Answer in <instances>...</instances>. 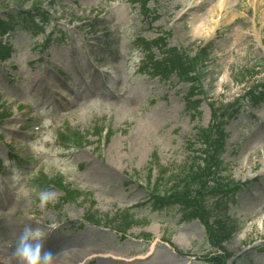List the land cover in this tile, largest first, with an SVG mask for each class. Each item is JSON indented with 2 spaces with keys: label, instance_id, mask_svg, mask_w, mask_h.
I'll return each mask as SVG.
<instances>
[{
  "label": "rangeland",
  "instance_id": "374dc122",
  "mask_svg": "<svg viewBox=\"0 0 264 264\" xmlns=\"http://www.w3.org/2000/svg\"><path fill=\"white\" fill-rule=\"evenodd\" d=\"M14 1L0 0V10L8 7L0 18L21 12ZM41 1L24 19L37 37L14 32L12 46L0 38V231L11 251L0 249V260L17 263V233L6 231L21 217L32 227L57 225L45 241L52 232L60 244L46 248L85 247L84 264H214L210 255L221 264H264V239L255 232L251 242L233 244L252 229L254 195L264 197V174L249 172L244 181L238 170L241 155L264 143V0ZM204 48L202 67L185 60ZM161 52L183 60L176 68L152 62ZM246 92L248 115L226 122L233 114H223ZM219 120L231 133L225 171L212 170L214 182H183L205 158L195 129L207 130L209 141ZM230 176L245 184L224 198L240 229H224L229 235L216 245L208 214L170 203L168 194L215 188L203 196L207 209L232 189ZM161 202L171 207L159 211ZM124 211L136 216L124 223L128 230L112 222ZM95 213L102 221L88 223ZM90 255L98 259L89 262Z\"/></svg>",
  "mask_w": 264,
  "mask_h": 264
},
{
  "label": "trees",
  "instance_id": "16d2710c",
  "mask_svg": "<svg viewBox=\"0 0 264 264\" xmlns=\"http://www.w3.org/2000/svg\"><path fill=\"white\" fill-rule=\"evenodd\" d=\"M25 1L26 0H15L14 1L15 6H17L21 9L20 13H17V12L7 13L6 18H0V27H1L0 37L8 34L9 45H11V42H12L13 38L15 37L14 32H19L20 30H24V29H25L24 32H26V31L32 32L31 28L26 27V24L24 23V19H26L30 16L29 13L31 11H33L37 8H40L41 4L43 3V1H41V0L32 1L34 6L31 10L27 11L23 7ZM50 3L52 4V2H50ZM4 5H6V4L2 3L3 9L8 8ZM4 7H6V8H4ZM11 31H13V33H9ZM158 40H160V39L157 38L153 42H157ZM157 48H159V47H157ZM208 48L201 49L193 57H189L188 55H184L185 56L184 58H185V60H188V62H192L196 67L202 66V64L207 60V58L209 56ZM181 58H183V57H181V55H179L177 53L173 54V53H169V52H161V55L158 57H157V55L150 57L152 62L159 63V64H162L165 62L167 66L169 64L170 68H176V66L179 65V60H181V61L183 60ZM180 64H182V63H180ZM169 76H172V75H169ZM192 108L193 109L197 108V102L195 100L192 101ZM196 132H197V137H199L201 139L200 141H202V143L204 145L207 144V148L202 152V155L205 154V158L199 160L198 165L196 166V168H194V169H192V171H190L189 176L185 175L183 182L188 181L190 176H193L195 178L198 176L199 179L203 178V177H205V178L209 177L208 183L214 182V180L217 176L214 178L211 177V175H214V174H211V171L212 170H221V168L223 166L222 154H223L224 149H225L226 133H224V129L221 128V123L217 125L216 129L214 130V133H212L213 138L210 139L209 141L207 140L208 139L207 134H209V132L207 130H205L203 128L202 129L198 128ZM195 171H199V173H195ZM183 188L184 189H181V191L175 192V190H174V191H172V193L168 194V196L171 199H173V201H174V202L171 201L170 203H178L179 205H181L180 203L184 202L183 204H186L187 209L188 208L189 209L194 208L199 213H201L203 215L208 214V217L211 221V223L208 224L209 227L211 228L210 229L211 235L213 237L214 231L216 234V236L213 238V240L216 243L222 242L224 237L226 235H229L227 233H224V229L228 233L231 234L232 226H235V224L230 220L229 216H227L228 215L227 214V203L229 201L224 200V198L226 196H228L229 194H234L235 189H230V190L226 191L225 193H223L225 195H222L221 193H219L218 197L211 202L212 205L211 206L208 205L207 209H205V208H203V206H205V203L201 207V202L204 199L203 196L205 194L207 196H209L210 194H213L214 191L216 190L215 188L209 187L208 189L210 192H207V193H205L204 188H199V190H197V191L193 190L194 186H191V187L188 186V188L186 190H185V187H183ZM170 189H172V188H170ZM170 203H162L161 202V204L156 205V206H159V207H157V210H162V209H166L167 207H171ZM94 216H95V219L97 222L102 221V218H97L96 215H94ZM133 217H134V215L130 214V217H129L126 213H123V215L115 218L114 220H112V222L117 227H123V228L127 229L130 227V225L124 226V223H127V218H133ZM208 217H207V219H208ZM87 220L90 222L92 221L91 219H89V217H87ZM116 222H119L120 225H116ZM207 223H209V221H207ZM204 224H206V221ZM213 227H214V229H213ZM232 233H234V229L232 230Z\"/></svg>",
  "mask_w": 264,
  "mask_h": 264
},
{
  "label": "bare ground",
  "instance_id": "6f19581e",
  "mask_svg": "<svg viewBox=\"0 0 264 264\" xmlns=\"http://www.w3.org/2000/svg\"><path fill=\"white\" fill-rule=\"evenodd\" d=\"M186 7V5H184ZM194 6H198V3H194ZM217 11L220 10L223 6L221 5V3L219 2L216 6ZM212 11V10H211ZM210 17H214V15L210 16ZM216 18V15L214 17V19ZM197 20V18H195ZM199 21V20H197ZM205 26V25H204ZM134 104H131V106H133ZM162 115L160 114V117ZM263 132V131H262ZM143 151H145V148L143 147L142 149ZM264 153V143L260 146H258L257 148H252V150H248L247 154L246 152L244 154L241 155L239 163H238V170L239 173L242 174L244 176V181H247V179L250 177L249 172H254L255 174H264V157H260V154ZM230 180H232L235 183H240L241 181L239 180H235L233 179L231 176L229 178ZM253 196V194H252ZM255 206L253 208V210H251V212L248 214V220H250L249 225H252V229H248L246 228L243 232V236H241L239 239H237L236 242H233L234 247H238L241 244H247L248 242H251L253 240V238L255 236L260 237L261 239H264V197L262 194H258V196H255ZM256 219L260 220V227L259 230L256 227L257 226V222ZM34 221L32 219H23V218H19L18 223L14 224L13 228L11 229V232L6 231L7 235L8 234H12V233H17V236H19L20 231L22 230V228L25 225H33ZM255 232V236L253 237V233ZM50 234H52V236L50 237L51 239L47 242V240L44 242V246L45 248L50 245V244H60L58 242H60L59 238L53 237V233L49 232ZM5 237H2L1 231H0V249H4L6 248V243L7 240L5 239ZM6 240V241H5ZM230 240H228L229 242ZM55 247V246H53ZM87 250V248L82 247V248H75V249H69V250H64L62 252H59L56 254V260L55 263L57 261H61L64 262L65 264H82L84 258L82 256H84L85 254L82 255V253H84V251ZM224 250L226 255L230 256L234 254V250L224 246ZM5 252H9V250L6 248ZM11 252V251H10ZM9 252V253H10ZM12 254L14 255V251H12ZM14 257L16 259H18L15 255ZM112 258H115V256H113ZM120 258V257H118ZM98 258L93 255L87 259L89 260V262L92 261H96ZM137 259V258H134ZM86 260V262H88ZM210 261V260H208ZM236 261V258H233L232 260V264H234ZM0 262L2 263L3 261L0 260ZM6 262H8V260H6ZM20 261L17 260V263L15 264H20ZM128 262V261H127ZM84 264V263H83ZM126 264H130L129 262ZM181 264H188L186 261H182ZM240 264V262H239Z\"/></svg>",
  "mask_w": 264,
  "mask_h": 264
},
{
  "label": "clouds",
  "instance_id": "9594fccd",
  "mask_svg": "<svg viewBox=\"0 0 264 264\" xmlns=\"http://www.w3.org/2000/svg\"><path fill=\"white\" fill-rule=\"evenodd\" d=\"M47 197L42 195L41 201ZM57 225L49 223L44 227L25 225L16 239L14 255L20 264H55L56 254L45 248L46 229H53Z\"/></svg>",
  "mask_w": 264,
  "mask_h": 264
}]
</instances>
